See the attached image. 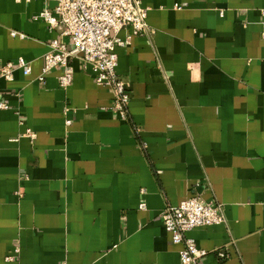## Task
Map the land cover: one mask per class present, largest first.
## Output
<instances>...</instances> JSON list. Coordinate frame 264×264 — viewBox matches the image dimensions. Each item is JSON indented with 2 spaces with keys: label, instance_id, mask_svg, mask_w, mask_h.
<instances>
[{
  "label": "crops",
  "instance_id": "obj_1",
  "mask_svg": "<svg viewBox=\"0 0 264 264\" xmlns=\"http://www.w3.org/2000/svg\"><path fill=\"white\" fill-rule=\"evenodd\" d=\"M143 6L149 33L117 47L121 115L81 57L68 88L38 82L55 2L0 0V66L32 67L0 78V264H180L161 214L194 196L226 220L189 233L229 255L204 264H264V0Z\"/></svg>",
  "mask_w": 264,
  "mask_h": 264
},
{
  "label": "built area",
  "instance_id": "obj_2",
  "mask_svg": "<svg viewBox=\"0 0 264 264\" xmlns=\"http://www.w3.org/2000/svg\"><path fill=\"white\" fill-rule=\"evenodd\" d=\"M48 1L55 2L54 10H46L37 18L43 19L50 31L57 30L62 40L53 39L50 42L51 50L43 57L44 66L38 82L43 85L46 76L58 70L59 86L68 88L74 77L70 62L75 57H81L95 82L113 93L114 110L125 115L130 95L126 83L117 74V47L129 44L134 36L149 33L148 9L143 6V0ZM126 28L132 30V35L121 41L116 35ZM16 34L12 33L13 36ZM17 70H21L25 76L32 73L30 63L19 58L0 66V78L13 81ZM145 208V203L139 206L141 210ZM161 219L171 243L179 247L180 264H204V259L210 254L221 262L229 258L225 250L207 251L198 247L195 240L188 236L197 228L223 225L226 220L221 204L194 196L177 206L168 207L161 214Z\"/></svg>",
  "mask_w": 264,
  "mask_h": 264
}]
</instances>
